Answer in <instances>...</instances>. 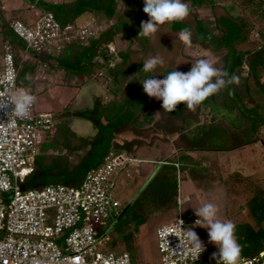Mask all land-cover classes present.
Masks as SVG:
<instances>
[{
    "label": "rangeland",
    "instance_id": "rangeland-1",
    "mask_svg": "<svg viewBox=\"0 0 264 264\" xmlns=\"http://www.w3.org/2000/svg\"><path fill=\"white\" fill-rule=\"evenodd\" d=\"M43 1L58 3L67 0ZM233 2L235 0H219L212 8L191 10L190 15L182 21L192 33L190 47L185 46L178 39V33L181 30L177 32L171 30L172 23L162 25L160 30L150 38L139 37L141 29H138L136 24L140 20L147 21L149 19L143 11L144 2L141 5V10L138 11L137 7L126 3L125 0H118V7L111 21L107 22L101 15H85L84 21H76L75 26H72L74 31L79 28H90L92 33L91 38L94 39L101 32H110L107 30L117 24V32L113 35L112 43L108 45V56L111 57L109 62L110 67L113 70H119V72H126L130 71L131 68H135L129 74L127 81L136 78L138 80L137 84L141 88L133 91L126 109L119 118L122 122L128 120L127 124L122 128L120 133L117 132L118 134L114 136L119 140L120 146L125 142L132 143L129 151L123 150V153L129 156H136V144L140 142L135 139L137 136L136 130L144 132L143 134H139L140 137L145 139L143 142L149 141L152 138L161 140L162 136V133H158V130H156L158 129L157 126L160 125L159 122L156 123L153 118H149L150 125H147L141 119L142 112L151 117L154 116L153 112H155L153 98L144 92L143 85L140 82L143 80L141 71L143 60L157 54L164 58V66L159 67L155 73L154 78L157 79H164L167 72H171L174 69L187 73L190 71L192 63L202 58L211 59L215 66L221 69V60L224 53L216 52L213 50V47V49L205 48L195 43L194 18L213 20L226 16L224 8L232 5ZM186 4L189 5L188 2ZM235 11L237 13L238 9L236 8ZM21 14L26 17L29 24L44 15L40 10L34 8L24 0H0V70L2 69L1 56L3 45L6 42L4 37L11 36L20 44L22 43L11 31L7 30V22L17 19ZM123 23L132 28L131 35L126 33ZM74 31L71 33L68 42L75 38ZM258 42L256 34L250 32L247 40L235 45V49L241 52L250 51L257 46ZM64 43V41H58L55 44L56 46L53 47L54 52L50 51L52 55H57L64 47ZM95 54L94 59L99 63H103L100 54L97 52ZM120 54H124L125 58H121ZM34 55L32 52H21L19 53L18 61L24 62L27 68L32 70V73L26 74L25 78L30 79L32 93L36 98L34 102L35 111L37 113L50 114L51 124L54 125L55 129L57 125L65 124L78 137L88 140L92 145L96 143L95 146L98 151L104 150V145L106 143L111 144L112 142L110 136L113 126H108V123L99 111V105H106L112 100L113 96L108 91L115 88V84L112 81L113 76L101 68L96 73V76L84 81L80 85V89L82 90L74 97L73 88L77 86L76 83L72 82L70 86H63V84L65 85L63 80L64 72L62 70H53L48 64L43 62L38 63ZM144 75L146 78V76L152 74ZM261 82L264 84V77ZM124 84L121 86L122 91L125 88ZM249 84L254 100L259 104L264 103V92H261L253 84L252 79H249ZM53 87H55L53 90L44 93L48 88ZM97 87L99 89H96ZM180 105L178 104L172 114H180L183 110ZM135 119L140 120L143 125L141 128L136 127L133 123ZM182 124L183 121L180 122L177 119L175 125L177 131L175 130V135L179 134V126ZM259 135L260 138L264 139V126L259 129ZM49 138L51 136L46 141ZM76 143L78 144L79 142L75 141ZM155 145V147H160L163 144L158 143ZM87 149L79 152L81 157L85 156ZM157 151H162L159 156L154 158L155 160L159 159L160 164L151 173L146 174L147 172L144 170L139 172L133 164L120 170L123 173L118 177V180L116 179L117 188L114 191V197L120 203L122 214L112 224L111 228L108 229V233L111 232V235L104 245L106 251L115 254L127 252L130 255L132 264H160V256L156 248V229L163 224L171 223L178 216H181L187 220L186 229L194 231L203 245L209 247L211 254L214 252L218 253L219 249L217 246L209 242L208 229L196 226L193 223L195 219H198L195 215V209L202 207L208 202L218 206L217 218L222 221L230 220L235 225H255L248 212V202L259 192H264V145L262 143H255L244 150H235L224 155L221 153H206L204 158L212 162L207 163L209 170L206 173L192 172L189 174V171H186V174L182 171L175 178L179 189L177 207L174 204L173 209L169 211L149 212L145 221V218L136 212L137 218L134 219L131 215L134 202L142 194L159 166L164 164L165 161L173 160V158L165 159V150L156 149ZM216 155L217 157H223L215 158ZM213 158L221 160L216 161ZM228 158L230 159L228 160ZM76 159L77 157H72L74 164L77 163ZM89 159L85 162L86 164L90 163ZM82 167L84 166H80L74 174L80 172ZM31 178L28 177L25 181ZM51 184L68 185L69 183L52 181ZM35 188H39V186H31L30 189ZM121 193L126 194L123 196ZM142 204L145 203L142 202Z\"/></svg>",
    "mask_w": 264,
    "mask_h": 264
},
{
    "label": "trees",
    "instance_id": "trees-1",
    "mask_svg": "<svg viewBox=\"0 0 264 264\" xmlns=\"http://www.w3.org/2000/svg\"><path fill=\"white\" fill-rule=\"evenodd\" d=\"M42 13H51L54 19L62 26H75L76 20L85 15H101L107 22L115 16L118 7V0H67L58 3L46 2L43 0H24ZM219 0H183L189 3L190 12L192 9L202 10L214 7ZM126 3L141 10L144 0H125ZM238 9L236 13L235 9ZM226 16L213 20H200L194 18L195 43L201 47L212 48L216 52L224 53L221 60V69L227 71L229 77L233 74L240 79L239 85H230L221 90L218 94L210 96L197 109L204 111L201 121L195 122L194 117H184L183 109L180 114L174 115L175 120L183 121L179 126L178 141L181 146L177 151L179 156L171 161H165L154 173L144 191L133 204L132 217L143 216L147 219L149 212L169 211L173 206L178 205L179 189L175 178L180 172L191 166L190 171L206 173L209 166L195 167L191 152L206 153H227L243 148L254 143H262L259 129L264 126V103H257L251 93L249 79L253 84L264 92V84L261 82L264 77V0H235L232 5L224 8ZM27 24L26 17L20 15L17 19ZM140 20L136 27L141 29ZM117 24L109 28L110 32H101L94 39L89 38L81 41L78 38L65 42L62 50L57 55L52 53L35 54L37 62L48 64L53 70L64 72L63 86H70L76 83L75 89H80L84 81L96 76L103 68L113 76L114 90L109 89L112 100L106 105H99V111L103 115L108 126L117 124L121 114L126 109L127 104L133 95L141 87L137 84V79L127 81V78L135 68L130 71L119 72L110 67L108 56V45L113 41V35L117 32ZM124 30L131 35L132 28L123 23ZM188 29L182 22H173L171 30L177 32ZM7 30L8 26H7ZM254 32L258 38L257 46L246 52L237 51L235 45L245 42L250 34ZM13 34V33H12ZM14 35V34H13ZM5 41L9 43L14 51L15 64L18 68L17 85L21 89L32 93L30 79L25 78L26 74L32 73L24 62H19V53L24 52V45L16 41L11 36H5ZM99 53L103 63L96 61L95 53ZM125 58L124 54H120ZM22 66V68H20ZM170 71L167 72V74ZM142 72V79H145ZM141 79V80H142ZM126 81V82H125ZM125 84H124V83ZM124 84V90L121 86ZM119 86V88H118ZM173 113V112H170ZM142 121L150 125L148 114H142ZM136 127H142L140 120H133ZM47 133L43 142L38 146V154L34 161L35 172L26 180L23 189H30L31 186L40 184L39 177L55 178L62 183L77 184L85 174L99 165L103 156L109 152L129 151L132 143L125 142L121 146L118 143H106L104 150L98 151L95 144L78 137L68 126L60 124L54 128L49 135ZM49 140L48 137H50ZM75 141L79 142L75 144ZM84 157L80 156V151L85 150ZM77 157L74 164L72 157ZM91 156V157H90ZM91 161H90V159ZM89 159V164L85 163ZM216 160L215 158H213ZM217 161V160H216ZM207 163H212L207 160ZM91 164V166H90ZM86 165V166H85ZM81 168L80 172H74ZM37 174V175H36ZM36 175V176H35ZM74 182V183H73ZM44 184V183H41ZM144 202L145 204H142ZM175 204V205H174ZM248 212L254 221V226L250 224L236 225V236L242 246V257H250L258 253L264 241V192H259L248 202ZM187 222L186 219H184ZM143 224V220L141 221ZM141 225V224H140Z\"/></svg>",
    "mask_w": 264,
    "mask_h": 264
},
{
    "label": "built area",
    "instance_id": "built-area-1",
    "mask_svg": "<svg viewBox=\"0 0 264 264\" xmlns=\"http://www.w3.org/2000/svg\"><path fill=\"white\" fill-rule=\"evenodd\" d=\"M8 29L22 42L25 53L36 55L54 52L55 44L68 42L74 31L72 26L62 27L51 13L31 24L12 21ZM74 33L81 41L92 36L90 28ZM1 63L0 95L9 96L21 88L14 51L7 42ZM50 118L37 113L34 104L27 117H9L0 111V264H132L127 252L104 249L111 235L108 229L122 214L114 191L120 170L135 161L129 155L107 153L77 184L23 189L25 179L35 172L38 146L53 131ZM186 226L178 216L156 229L160 264H216L206 245L192 261ZM242 258L241 264H264V241L258 253Z\"/></svg>",
    "mask_w": 264,
    "mask_h": 264
},
{
    "label": "clouds",
    "instance_id": "clouds-1",
    "mask_svg": "<svg viewBox=\"0 0 264 264\" xmlns=\"http://www.w3.org/2000/svg\"><path fill=\"white\" fill-rule=\"evenodd\" d=\"M144 13L149 19L141 22L139 37L150 38L154 36L162 25L173 22H182L190 15L189 5L183 0H144ZM178 39L190 47L192 33L189 29L181 30ZM165 60L159 54L143 60L142 72L152 74L140 81L144 92L151 98L162 101V108L168 112L176 110L178 104L183 103L190 111H195L210 96L218 94L230 85H239L240 79L233 74L229 77L227 71L215 66L211 59H198L192 63L190 71L183 73L177 70L169 72L164 79H157L155 73L163 67ZM35 96L28 90L21 89L9 96L0 95V111L8 116L27 117ZM12 108L10 113L7 112ZM198 217L195 225L208 229L209 242L219 249L212 254L216 264H241L242 246L236 236V225L232 221H222L217 218L218 206L214 203H205L195 209ZM183 223V221H181ZM186 237L191 245L192 261L199 258L205 251V246L198 235L187 229Z\"/></svg>",
    "mask_w": 264,
    "mask_h": 264
},
{
    "label": "crops",
    "instance_id": "crops-1",
    "mask_svg": "<svg viewBox=\"0 0 264 264\" xmlns=\"http://www.w3.org/2000/svg\"><path fill=\"white\" fill-rule=\"evenodd\" d=\"M84 20L85 19H84V16H83V17L79 18L76 21L77 22H79V21L82 22ZM65 87H67V86H65ZM54 88L55 87L48 88L46 91H44V93L47 92V91L53 90ZM73 89H74V97H76L80 93V91L82 90V89H75V88H73ZM96 89H99V88L97 87ZM180 104L183 105L184 108H185V110H183L184 111L183 112L184 116L198 118V119H196L195 122L201 121V119L203 118L202 113L204 111L200 110V112H199L197 108H196L195 111H190V110L187 109L185 104H183V103H180ZM153 105H154V110H155V112H153L154 116H152V117L150 115H148V116H150L149 118H153L156 123L159 122L160 125L157 126L158 129H156V130H158V133H162L161 140L152 138L149 141L143 142V141H145V139L143 137H140L139 134H143L144 132H142L140 130H136L137 136H136L135 139L137 141H140V142H137V144H136L137 145V147H136V149H137L136 150V156L130 155V157L135 160L134 163H133V166L135 168H137L139 170V172L144 170L145 172H147L146 174H149L152 171H154L156 166L160 164L159 161H158L159 159L155 160L154 158L156 156H159L162 151L161 152L157 151L158 152L157 153L156 149L165 150V157H166L165 159H167V158L169 159V158H177L179 156V153H178L177 149H178L179 146H181L179 142L177 143L178 135H175V133H176L175 132V130H176L175 129L176 128L175 127L176 120H175V117L173 116V114L168 112V111H166V110H164L162 108V102H160V100H157L156 98H153ZM38 113H40V112H38ZM44 114H46V113H44ZM142 114H143V112L141 113V116H142ZM204 114H206V113L204 112ZM127 121H123L122 122L119 119L117 124H115L113 126V129H112V132H111L112 134L110 136L112 138L111 139L112 140L111 146H112V143H114V142L118 143L119 140L116 137H114V136H116L115 134H118V133H120L122 131V128L127 124ZM173 127H174V129H173ZM53 129H54V125H53ZM52 132H50V133H52ZM126 141H128V140H126ZM158 143L159 144L162 143L163 145L160 146V147L159 146L155 147L156 146L155 144H158ZM252 145H248V146H245V147L237 149V150H244V149H246L248 147H251ZM227 153H229V152H227ZM213 154H217V153H213ZM221 154L224 155L226 153H221ZM205 155H206V152H191L190 153V156L192 157V159H194L195 167L198 164H201V166H206L207 165V159L204 158ZM218 157L221 158L223 156H218ZM218 157H217V155L215 156V158H218ZM229 159L230 158H228V160ZM219 160H221V159H217V161H219ZM225 160H227V159H225ZM233 161H235V160H233ZM92 169H94V168H92ZM190 170H192L191 166L188 167L187 169H185L184 172L187 174L186 171H189V174H190V173L193 172V171H190ZM122 173L123 172H121V174ZM121 174L119 176H121ZM118 177H117V180H118ZM145 177H147V176H145ZM38 179L41 181L40 184L36 183L37 186H39V187L51 184L52 181L55 182L57 180L55 178H50V177H46V176H43V177L42 176L41 177L38 176ZM41 183H44V184H41ZM121 194L124 196L126 193H121Z\"/></svg>",
    "mask_w": 264,
    "mask_h": 264
}]
</instances>
